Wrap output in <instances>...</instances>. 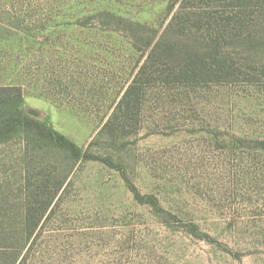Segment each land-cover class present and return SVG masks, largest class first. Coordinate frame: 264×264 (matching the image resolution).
<instances>
[{
	"label": "rangeland",
	"instance_id": "374dc122",
	"mask_svg": "<svg viewBox=\"0 0 264 264\" xmlns=\"http://www.w3.org/2000/svg\"><path fill=\"white\" fill-rule=\"evenodd\" d=\"M180 3L0 0V86L22 85L24 109L100 158L72 165L59 151L27 155L24 138L0 145V232L16 244L29 180L41 182L35 166L51 174L50 188L62 182L27 264H264V19L256 41L202 52L193 31L167 30ZM104 8L142 30L129 40L102 33ZM191 52L207 62L224 54L235 72L174 81L169 68L188 65ZM144 64L140 115L124 135L103 132Z\"/></svg>",
	"mask_w": 264,
	"mask_h": 264
},
{
	"label": "trees",
	"instance_id": "16d2710c",
	"mask_svg": "<svg viewBox=\"0 0 264 264\" xmlns=\"http://www.w3.org/2000/svg\"><path fill=\"white\" fill-rule=\"evenodd\" d=\"M95 16L100 17L103 24L109 25L107 30L99 29L102 33L118 34L127 40L136 37L143 27L139 20H134L113 9L104 8L95 13ZM263 19L264 0H181L178 9L171 16L167 30L171 35L176 36H186L193 31L198 38L197 41L203 43L202 52H205V48L223 44V40L236 44L256 41L259 36L254 33L252 27L256 26L257 22L261 23ZM111 27L116 28L109 29ZM153 39L149 35L147 45L153 43ZM211 53L215 54V52ZM194 54L196 53L191 52L186 57L189 58L188 65L176 63L171 65L169 69L174 75V81H183L189 79V74L195 77L201 73H205L203 76L205 79L220 80L230 75L228 72L234 71L233 65L229 64L224 54L220 56L223 58L222 61H218L217 54L213 55L214 62L205 61L206 57L200 53H198V59L194 60L192 58ZM215 64L218 65L217 69L213 67ZM144 73H146V64L141 68L139 78L138 75L132 78L121 93L119 102L109 113L103 125V132L106 131L113 136L124 135L127 133L126 127L132 125L130 120L140 115L147 93L140 78ZM24 97L22 85L14 83L0 86V145L20 137L26 140L27 155L42 157L48 151H59L68 154L72 165L81 160L100 159L54 128L49 117L41 120L28 115L23 108ZM34 176L35 181L41 182L32 183L29 180L32 188L20 217L22 234L21 237H16L20 245L13 242V236L5 229L0 232V257L6 264H27L24 251L29 247V242L41 224L43 216L61 190L60 180L55 189L50 188L53 177L42 165L35 166ZM135 196L139 199L141 197L137 193ZM141 201H143L142 198Z\"/></svg>",
	"mask_w": 264,
	"mask_h": 264
},
{
	"label": "water",
	"instance_id": "95a60500",
	"mask_svg": "<svg viewBox=\"0 0 264 264\" xmlns=\"http://www.w3.org/2000/svg\"><path fill=\"white\" fill-rule=\"evenodd\" d=\"M25 112L34 117V118H37V119H41L42 118V111L37 109V108H34L32 106H26L25 107Z\"/></svg>",
	"mask_w": 264,
	"mask_h": 264
}]
</instances>
